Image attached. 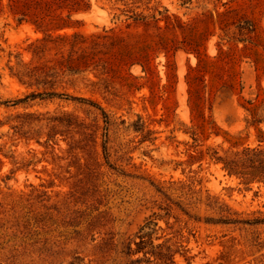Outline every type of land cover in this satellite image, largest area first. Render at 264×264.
Instances as JSON below:
<instances>
[{
	"label": "rangeland",
	"instance_id": "374dc122",
	"mask_svg": "<svg viewBox=\"0 0 264 264\" xmlns=\"http://www.w3.org/2000/svg\"><path fill=\"white\" fill-rule=\"evenodd\" d=\"M0 264H264V0H0Z\"/></svg>",
	"mask_w": 264,
	"mask_h": 264
}]
</instances>
